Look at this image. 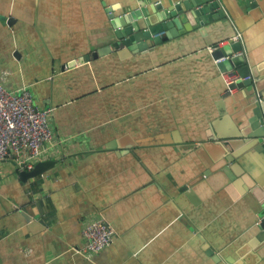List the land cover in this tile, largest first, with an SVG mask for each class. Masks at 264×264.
Here are the masks:
<instances>
[{"label": "crops", "instance_id": "crops-1", "mask_svg": "<svg viewBox=\"0 0 264 264\" xmlns=\"http://www.w3.org/2000/svg\"><path fill=\"white\" fill-rule=\"evenodd\" d=\"M185 1L0 0V82L54 108L38 162L58 161L25 181L0 160V264H264V141L242 134L264 129V0L146 35ZM122 17L138 29L118 38ZM234 35L251 79L228 94L208 47ZM97 220L112 243L75 250Z\"/></svg>", "mask_w": 264, "mask_h": 264}, {"label": "built area", "instance_id": "built-area-1", "mask_svg": "<svg viewBox=\"0 0 264 264\" xmlns=\"http://www.w3.org/2000/svg\"><path fill=\"white\" fill-rule=\"evenodd\" d=\"M239 35L217 42L218 48L236 42ZM208 49L214 50L213 46ZM223 56L215 60L216 64L228 60ZM220 77L229 94L239 91V83L250 80L237 70L220 72ZM54 108H41L37 105L33 93L26 87L11 90L0 82V160L20 156L27 170H31L42 158L45 151L56 146V132L51 118ZM59 139L61 143L64 139ZM49 150V151H50ZM85 245L75 250L95 253L109 246L114 239V229L104 220L90 222L84 226Z\"/></svg>", "mask_w": 264, "mask_h": 264}, {"label": "water", "instance_id": "water-1", "mask_svg": "<svg viewBox=\"0 0 264 264\" xmlns=\"http://www.w3.org/2000/svg\"><path fill=\"white\" fill-rule=\"evenodd\" d=\"M203 0H187L185 1L183 4L180 3H170L169 6L164 7L162 4H157L155 7L157 10H163L162 13V17L163 20H167L168 18L172 17L173 20L168 21L167 23H160V25H156L151 27V30L149 31V34H146L148 37L151 38V36L158 34L159 32H162L163 30H165L168 26H170L172 24V22L177 23L180 26V22H185V23H190V26H192L193 24L196 23L197 20L201 19V12H203L204 8H198L199 4L202 2ZM217 3L213 2L211 6H216ZM190 11V14H184L185 12ZM142 14H145V10L143 11H136L133 10V12H131L129 18H136L137 16H141ZM177 15H180V18H176ZM222 15V14H221ZM212 16H208V19H211ZM147 22L149 23V19H147ZM135 23V24H134ZM134 23H130V25L127 23V18L126 17H122L120 20H113V26L115 28V34L118 38H122V36H124L125 34H130L133 30V28L138 29V24L136 22ZM120 24V25H119ZM128 24V25H127ZM120 27V29H119ZM188 27V26H187ZM165 40L167 39V36L163 37V38H159V37H155L153 38L154 42H157L158 40ZM217 44V43H216ZM213 44L211 46H213L215 49L212 51V56L214 57V59H218L221 58L223 56L228 55L229 58L228 60L219 63V67L221 71H226V70H231L234 69V66H237L239 64H241L242 62V57L243 56H233V54L236 52V45L234 43H229L223 47H216L217 45ZM69 65H72L71 63ZM248 68H241L240 69V73L243 76H248L249 72L247 70ZM246 83H250V80L244 81L239 83V86H243ZM229 94V92H227ZM224 116H226V114H223ZM257 120H252V124L249 128H247L246 130L242 131V134L245 135H251V136H259V139L261 141H264V129H260V130H255L253 131V128H256V126L258 125V123L256 122ZM232 137L231 134H227V135H220V138L222 139V142L224 143L226 146H231L230 142H227L228 139L226 140L225 137ZM236 156V154H235ZM228 160L233 161L232 157L228 154L227 156ZM57 160H46V161H41L38 162L33 169L31 170H22L21 171V179L22 180H28L31 178H36L39 175H42L44 172H46L47 170H49L50 168H52L55 163L57 164ZM235 163V164H234ZM236 161H233V165H232V169L234 171V165H236ZM226 172H228V168L226 169ZM262 226H264V224H262Z\"/></svg>", "mask_w": 264, "mask_h": 264}]
</instances>
